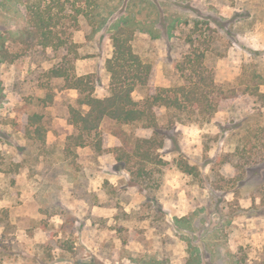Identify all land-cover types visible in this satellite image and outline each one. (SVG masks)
Wrapping results in <instances>:
<instances>
[{
    "label": "rangeland",
    "instance_id": "obj_1",
    "mask_svg": "<svg viewBox=\"0 0 264 264\" xmlns=\"http://www.w3.org/2000/svg\"><path fill=\"white\" fill-rule=\"evenodd\" d=\"M38 1L59 4L0 0V168L7 171L0 172V264H264V104L244 124L251 95L202 126L178 125L182 155L167 141L166 164L152 168V189L139 187L118 168L114 149L119 138L150 132L105 120L101 154L65 151L75 133L66 116L78 92L48 75L59 61L51 49L23 54L18 42ZM60 4L64 37L80 55L75 73L91 78L99 98L110 91L111 27L129 13L143 25L133 46L153 66L155 86L182 83L175 62L189 36L207 50L218 84L234 83L242 93L257 84L256 75L264 77V0ZM3 53L20 55L9 63ZM34 114L43 116L45 144L28 139L25 123ZM183 155L194 176L178 169Z\"/></svg>",
    "mask_w": 264,
    "mask_h": 264
},
{
    "label": "trees",
    "instance_id": "obj_2",
    "mask_svg": "<svg viewBox=\"0 0 264 264\" xmlns=\"http://www.w3.org/2000/svg\"><path fill=\"white\" fill-rule=\"evenodd\" d=\"M60 1L56 2L59 6H54V2L45 6L41 1L33 3L28 10V26L18 42L23 54L33 50L51 49L59 61L49 70L48 75L63 81L64 90L78 92L75 105L69 106L66 116L68 124L75 129V133L69 136L66 152L73 151V148L92 147L95 153L101 154L104 141L99 130L105 120L119 126H132L143 132H150V136H137L131 140L129 138L125 143L119 138L114 151L118 168L127 171L131 181L137 186L152 189V168L166 164L161 152L166 148L167 141L177 146L176 152L182 155L177 139L178 125L202 126L217 113L238 107L242 99L244 102L250 101L251 96L255 98V102L247 105L250 112L242 117L243 124L253 116L262 114L260 105L264 104V93L260 87L264 85V77L256 75L254 78L259 79L257 84L242 93L234 83L218 84L214 69L206 61L207 50L200 48V39L193 36L184 41L187 49L175 62L182 83L170 87L153 85V66L143 61L134 50L135 34L143 30V25L135 20L132 13L120 16L111 27L113 55L106 62L110 91L104 98L95 96V86L91 78L77 76L75 73V62L80 59V55L77 44L64 37L66 32L60 23V14L65 7ZM96 5L94 10L98 9ZM55 7L58 12H55ZM74 12L77 21L81 10L75 9ZM17 55L8 59V55L3 53V58L13 63ZM49 98L52 100V96ZM239 117L240 115L233 118L234 123L239 121ZM25 126L29 140L45 144L47 131L43 126L42 115L28 116ZM28 126L34 127V130L28 131ZM255 146L253 144L252 147ZM262 163L264 165V156ZM177 167L189 176L196 173L195 166L184 155L178 161ZM0 172L7 173L1 168ZM0 219V226L6 227L4 219Z\"/></svg>",
    "mask_w": 264,
    "mask_h": 264
},
{
    "label": "crops",
    "instance_id": "obj_3",
    "mask_svg": "<svg viewBox=\"0 0 264 264\" xmlns=\"http://www.w3.org/2000/svg\"><path fill=\"white\" fill-rule=\"evenodd\" d=\"M262 32H263V31H262ZM262 32H261V33H262ZM261 35L264 36V33H262ZM261 91L264 93V85L261 86Z\"/></svg>",
    "mask_w": 264,
    "mask_h": 264
}]
</instances>
